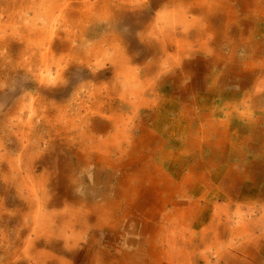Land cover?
<instances>
[{"label":"rangeland","instance_id":"374dc122","mask_svg":"<svg viewBox=\"0 0 264 264\" xmlns=\"http://www.w3.org/2000/svg\"><path fill=\"white\" fill-rule=\"evenodd\" d=\"M183 1L191 2L193 0ZM209 1L211 0H202L200 5L206 7L210 3ZM221 1L220 4H225L231 0H224L222 3ZM244 1L242 3L240 0H234L232 3H229L231 14L233 16L236 15L238 19L241 18V21H243V15H248L249 18L247 17V19L255 18L252 17L254 5H249L248 1L250 0ZM146 3V6L143 4L144 8H141L142 4L140 6L138 4H131L130 2L123 4V8L120 7L123 14L118 15L120 8H115L112 11L116 15L109 17L108 15L106 16V9L108 6H113L115 1L111 3L107 0H74L71 7L67 8L68 13L64 14L63 18L65 20L59 21L62 22L61 24H54V22L58 23V20H54L51 23L53 21V14L49 16V20L46 23L44 15L41 18H37L36 11L43 10L42 0H0V205L3 203L6 209V213L3 214L5 216L2 219L0 217V264H26L27 262V264L59 263V261L51 263L49 262L50 260L47 261L45 258H40L39 253L43 251L50 252L53 255L55 253L56 257L54 256V259H57L59 256H65L75 264H86V262L87 264H96L93 255L101 249L107 248L109 251L112 247H107V245L110 246L113 242H115L113 245H115L114 252L116 254L119 251L123 253L126 251L131 252V250L136 248L139 233H137V229L133 228L135 218H133L132 214H127L125 217L122 213V210H127L128 207L134 210L135 207L139 209V206L142 205L140 200L144 201V199H139V196L135 192L130 196L131 199L129 201H126L124 198H115L120 208V213L114 212L112 215V217L117 216L118 218V222L114 224L116 226H101L95 222L100 215H103V217L105 215L106 218L110 216V203L114 201L105 202L101 200V197L103 194L109 192L112 186L116 185L115 180L117 176L119 177L123 173L117 171L116 168H102L94 164L90 168H86L83 171L78 169L74 173L71 168H75L77 164L74 163L77 161V158L72 159V150L75 143L81 145V140L86 139L88 140V144H91L90 139L92 138H95V141L98 137L106 138L116 131V129H112L114 127L113 123L118 122L120 117L123 120L127 119L130 114L135 115L133 108L128 110V108L124 107L125 102L121 98L123 92H126L137 104L142 102L143 98L148 100V98H155L157 94V101H159L160 97L161 103H163L162 100L169 97L168 93L170 89L167 88V83H165L168 73H161L163 71L161 69L164 68V56L160 48V39L153 32L157 26L161 27L164 24V20L159 19L160 15L167 12L165 18L168 19L169 10L173 12L174 8L170 7L171 5L168 7L160 5L153 10V5L148 8L149 2L146 1ZM246 3L249 6L245 5ZM114 6L117 7V5ZM87 8L88 16L91 18L89 17L88 21L84 22L87 20L84 18ZM183 9H185V6L180 8L181 11ZM59 11V9H55V16H58ZM147 11H151V13ZM198 11L197 14L196 11H189V19L183 18L182 22L180 21L177 24L175 23V26L173 25L174 27H179L177 30L182 34L184 46L181 49L186 50L189 48L185 54L187 57L182 63L185 65L200 63L199 69L196 67L198 71L196 68H193L196 70L194 73L195 78L193 79L192 77L194 76H192L184 85H181V89H184L187 83H189L191 88H188L178 101L180 102L184 97L182 102L189 105H191L189 102L193 96H197L200 99V96L204 95L203 97L205 98L203 100H207L210 95L206 92L211 83L209 80L204 81L202 76L210 75L208 73L212 67L210 61L213 60L214 56L207 52L206 49L214 48L212 37L215 38V32H217L216 27H213L214 23L211 21L214 10H211L212 12L210 13L206 9H199ZM141 13H146V16L148 15L146 21H142L144 25L143 23H136ZM195 18L198 20H195ZM184 20L195 21V24L186 30ZM169 21L171 22V20ZM34 23L36 26L38 25L35 29L32 26ZM78 23L83 24V32H81L79 26H76ZM196 23H200L199 26ZM237 26L236 24L230 26V29L233 30V36L236 34ZM40 27L43 30L38 34L36 29ZM55 27L58 30L52 37L51 33ZM73 28L76 33L72 31ZM203 28H206V31L208 30L209 32L207 31L206 35L198 39L196 33ZM68 30L72 31L71 36H69ZM50 39H52L51 44L53 49L51 55L47 51H44L47 46L49 47ZM37 40H41L39 41L41 45L37 44ZM262 49L263 54H260V57L264 58V44L262 45ZM41 50L42 52H40ZM119 50L121 51L117 55ZM226 50L227 48L224 49V51ZM44 52L45 57L46 55H48L49 59V56L54 57V60H51L52 62H57L56 58H62L64 61L65 72L62 75V80L53 81L49 79L50 77L47 73L48 65L44 63ZM113 52H115L116 56L113 55L111 57ZM170 52H172V49H170ZM238 55L241 61L240 53ZM121 59L129 61V64L135 68L133 71L140 78L136 79L132 84L134 88L143 89L144 93L130 95L128 94L129 91L124 89L120 81H117V66L119 61L122 62ZM179 59L184 60L182 56ZM53 64L51 66L52 77L56 75L57 71L55 63ZM212 68L215 69V67ZM216 68H221L222 70L224 69V64H219ZM177 74L179 73L176 71ZM137 80L141 81L142 85H139ZM192 89L193 92H191ZM222 90L228 91L227 93L224 92L222 96L227 101L232 102L234 98H237L235 91H239L240 88L229 84L228 86H224ZM220 100L217 101L219 105H221ZM248 104L250 105L251 102H248ZM252 104L249 108L246 107L247 112H255L257 116L260 115L261 111L256 108L255 103ZM213 105H211L210 100L209 107H213ZM149 109L143 106L140 115H144ZM228 112H231L229 113L230 115L224 113L218 114L217 120H215L217 134L212 135L214 141L220 137L224 139L223 148L227 149V152L224 153L225 158L219 157V155L212 156L213 152L212 150H208L207 146L199 147L195 150V148H189L192 144L189 147L184 145L187 140L185 132L179 131L182 132L181 135L168 136L171 139L169 141L172 145L170 149L175 151V155L174 158L166 162V165L168 163H176L175 167L179 168L184 174L191 173L189 175L190 181L196 180L197 184H201L202 179L205 177L209 176L210 179L211 176V180L214 181L216 175L221 176V180L216 185L219 193L217 198L215 197L217 201H195L197 207L199 206L198 208L191 207V201H180L182 202L181 204L185 203L186 209L184 210L190 209L185 211L186 214L192 212V216L188 214L186 218L180 219L182 220L180 224L185 221V227L182 225L180 227H183L186 231L183 229L178 234L179 239L173 241L176 242L174 249H170L169 246L162 248L164 253L168 255L170 253L172 255L173 253L175 257H180L178 250L183 246L184 249L190 251V260L188 261L184 255L180 259L185 258L184 262L188 264H196L197 262V264H226L227 262L224 257H227V253L231 252H236L237 260H244L245 250L237 249L240 248L241 243H245L246 245L248 243L247 246L254 249L251 242L255 237H261V242L258 240L260 245L257 254L254 257L253 255L252 257H247L252 259L245 257V260L249 262L248 264H262L264 262V258L262 257L264 255V240H262L264 239V114L263 117L259 118V124H252V126L250 125L249 128H246L243 122L238 121L236 111L229 109L227 110ZM150 113L156 120L160 119L155 107L151 108ZM130 123V126H132L131 121ZM181 124H184V122L182 121ZM254 129H259L262 132L261 137L253 136L255 133ZM244 131L246 133L245 137ZM76 132H79V134ZM219 133L221 135L218 137ZM203 149H205V155L207 154L208 156L204 155L206 162L213 160V158L216 160L217 158L216 161L218 163L215 168L206 171V173H200L201 170L198 168L200 165L197 167V172L189 169L190 161H193L192 156L197 155L198 157L200 151L202 152ZM184 152L188 154L190 161L187 159V156L185 157ZM119 155L120 153L112 157L120 159ZM30 159L32 160L30 161ZM9 162L10 164L11 162L17 164L15 171H10ZM69 162L70 166L67 164ZM136 168H138L137 165L133 170L135 171ZM62 170L66 172L62 173ZM51 171L55 177L57 176L56 181L60 184V187H76L77 194L87 200L86 202L94 208V210H92V207V209L88 210L89 217L86 219L87 221L76 223L75 232L78 235L79 244L74 248L71 247L73 249H67L64 243L65 234L61 237L53 235L52 238H47L43 235L42 238L35 241L33 248L28 251L29 254L35 255L33 260H31L29 254H26L25 250H20V248V253L18 255L14 254L13 259H9L10 252L14 250L18 242L17 235L19 232L22 231L23 236H32L33 234V231L29 232L25 228L26 224H31L34 219L33 211L31 212L30 210L31 202L27 201L28 199L26 198L24 199V196L21 195L20 188L22 186L19 187L18 184L21 183V180L25 176H30L32 172L33 181L39 182L41 180L40 185L46 183L47 190L51 194L53 191L50 189L51 183L49 182H53L54 180L53 176L50 175ZM68 174L71 177L69 176L67 179ZM48 175L53 180L45 179V176ZM65 176L66 178H64ZM135 176L136 174L134 173ZM175 177L177 176L175 175ZM24 184L25 182L22 183V185ZM22 191L25 193V197H27L29 190L25 188ZM21 199L24 201H21ZM34 202V204L38 203L37 201ZM145 202H147V198ZM152 202L160 207L159 209L162 210V214H170L171 212L174 214L175 207L171 204L167 205L166 210L168 211H165L164 206L161 207L163 201ZM148 204L147 202L144 205L150 210L151 204ZM33 207H36V205H33ZM71 207L78 208L79 205L74 201H53L48 202L47 206L45 204V210L49 212L56 210L65 212L72 210ZM85 208L88 209L86 205ZM193 212H196V217H199L201 214L204 216L203 227H208V229L205 228V235L201 231H190L193 230V227L190 225L195 216ZM213 215L216 217H213ZM124 217L126 220L123 219ZM180 217L176 215L177 219ZM83 224L89 226L90 230H85L82 227ZM92 232L94 235L91 234ZM213 235H216V237ZM88 247L91 253L94 254L85 252L86 249L89 252ZM9 248L12 249L10 250ZM217 251H220V253L218 254ZM165 258L161 254V261L169 264V259ZM195 260H197L196 263ZM229 261L230 263L232 262L231 260Z\"/></svg>","mask_w":264,"mask_h":264},{"label":"bare ground","instance_id":"6f19581e","mask_svg":"<svg viewBox=\"0 0 264 264\" xmlns=\"http://www.w3.org/2000/svg\"><path fill=\"white\" fill-rule=\"evenodd\" d=\"M42 1H43V6H42L43 10L41 9L39 11H36L37 18H41L44 15L46 17L45 18V23H46L49 20V16L53 14L52 15L53 21L51 23H53L54 20H58V23L54 22V24L55 23L61 24L62 22H59V21L65 20L63 17H64V14L67 12V8L71 7L72 3H74V0H71V1L70 0H62V1L61 0H42ZM107 1H110L111 3L115 1L114 5H117V7L113 5V6H108L107 9L105 8L106 16L108 15L109 17H112V15H116V14H113V11H112L113 9L115 8L119 9L120 7L123 6V4H127L129 2L134 5L138 4L139 6L140 4H142L141 8H144L147 4L146 3L147 1L149 2L148 8H150L153 5V10L157 6H160V5H164L165 7H168L169 5H171L170 7L174 8L173 12L169 10L168 19L165 18L167 16L166 15L167 12H164L163 14H161L163 16L160 15L159 19L164 20L163 21L164 24L161 27L157 26L155 31L153 30L154 31L153 34L156 33L160 39L159 40L160 48L164 56V64H163L164 68L161 69V71L163 70L161 73L162 74L168 73L167 77L165 78V81H166L165 83H167L166 85H167V88L170 89V92L168 93L169 97H166L164 100H162L163 103H161L160 97H159V101H157L158 99L157 97L158 94H157L155 98H148V100L143 98L142 102L138 104L135 103L130 98V96L127 95L126 92H123L121 94V98H123L125 102L124 107L128 108V110H131L133 108V110L135 111V115L133 116V114L132 115L130 114L127 119H123V120L120 117L118 122L116 121L113 123L114 127H112V129L113 130L116 129V131L113 134L108 135L106 138L98 137L96 141H95V138L94 139L92 138L90 139L91 144H88V140L86 139L81 140L80 142L81 145L76 144V143L74 144L73 150H72L73 152L72 159L77 158L76 162L73 161L74 163H77V164L75 168H71L73 173L78 171V169H81V171H83L86 168H90L93 164L97 166H101L102 168L104 167L112 168V169L116 168L117 171L123 173L122 175L120 174L119 177L117 176V179L115 180L116 185L112 186L111 190L107 192L106 194H103V196L101 197V200L105 202L114 201L110 203L111 205L110 206L111 207L110 216H107L106 218L105 215L104 217L103 215H100V217H98L97 220L95 221L97 222L96 224L101 225V226L107 225L108 227L116 226L114 224L118 222V218L117 216L112 217L114 212L120 213L119 204H117L115 201L116 197L124 198L126 201H129L131 199L130 196H132L135 192V194L139 196V199L141 198L144 199V201L140 200V203L142 205L139 206V209L135 207L133 210L132 208L128 207L127 210H124V211L122 210V213L125 215V217L127 216V214H132L133 218H135V222L133 223L135 225H133V228L137 229V233H139V236H138L139 238L137 239L138 244L137 246H135L136 247L135 249L131 250V252L126 251L125 253L119 251L121 255L119 253L116 254L114 252L115 245H113L115 242H113L112 245L110 246L107 245V247H112L109 251L107 248H105L104 250L102 249L100 250V248L98 247L100 251L94 254V253H91L88 247L89 252L87 251V249L85 250V252L89 254L90 253L94 254L93 256H94V261H96V264H165V262L161 261V254L163 257L165 256L167 260L169 259V264H184V263L188 264L187 262H184L185 258L180 259L181 256L182 257L186 256V259L188 261L190 260V251L184 249L183 246H181V248L178 250L180 257H175L173 253L172 255H170L171 253L168 255L163 252L162 248L169 246L170 249H174V247L176 246L174 244H176V242H173V241H175L176 239H179L178 234L181 233L184 229L183 227H180V226L182 225L185 227V221L184 223L182 222V224H180V222L182 221L180 219L186 218L188 214H191L192 216V212L191 213L188 212L186 214L185 211L190 210V209L184 210L186 209V207L184 206L185 203L181 204L182 202L180 201H191L192 203L191 207H194V208L197 207V203L195 201H206V200L207 201H217L215 197L217 198L219 193H218V190L216 189V185L219 183L218 181L221 180L220 179L221 176L216 175L214 177V181L211 180L212 179L211 176H210V179L208 176L207 178L205 177L202 179L201 181L202 183L200 182L201 184H197L196 180L190 181L189 175L191 173L190 174L182 173L181 170H179V168L177 169L175 167V165H177L176 163H172V164L168 163L166 165V162L169 159L174 158V155H175L174 153L175 151L173 149H170L172 145H171V142L169 141L171 139L168 136H175L177 134L181 135L182 132H185L186 133L185 136L187 140L185 141L184 145H187L189 147L192 144V146L189 148L191 149L195 148V150L199 147L207 146L208 150H212L213 152L212 156L219 155V157L225 158L224 153L227 152V149L223 148L224 147L223 143L225 142L224 139L220 137L218 138L219 140L217 139L214 141L212 138V135L217 134V125L215 123V120H217L218 114L224 113V114L230 115L229 113L231 112L227 113V110L233 109L234 111H236L235 113H236V116L238 117V121L243 122L244 125H246V128H249L250 125L252 126V124L254 125V124L260 123L259 118L263 117V114H264V58L260 57V54L261 55L263 54L262 45L264 44V0L248 1L249 5H252V4L254 5L253 7L254 13L252 17H255V18L247 19L248 15H245V16L243 15V21L240 20L241 19L240 17H239L240 19H238L236 15L233 16V14H231V7L229 3H232L234 0H231V1L229 0L230 2L225 3V4H220V0H211L209 1L210 3H208L206 7H204V5L203 6L200 5L202 0H193V1L190 0L191 2H186L183 0H107ZM223 1L224 0H222L221 3ZM240 1H242V3L245 2L244 0H240ZM143 4H145L144 7H143ZM245 5L249 6L247 3ZM184 6H185V9L181 11L180 8L181 7L183 8ZM217 8H220L223 10H220ZM55 9L60 10L59 11L60 13L58 14V16H55L54 14ZM199 9L200 10L206 9L209 13L212 12L211 10H214V12L212 13V17H211V21L214 23L213 27H216L217 29V32H215V38L212 37V41L214 42V48H211V49L207 48L206 51L209 52L210 54H213L214 58L210 62L212 63V67H215V69L211 67L208 72L210 73V75L202 76V79L204 81L209 80L211 83V85L208 86V89L206 92L210 94L207 100H203L205 98L203 97L204 96L203 94H202L203 96H200V99L197 96H193L189 102L191 103V105H189V104H184L182 102L184 97L182 98L180 102L178 101V99L183 94H185V91H187L188 88H191L189 86V83H187L184 89H181V85H184V83L187 82V80L190 77L194 76L192 78L193 79L195 78L194 73L196 70L193 68L197 67L199 69L200 63L199 62L190 63L188 65H185L182 63L185 61V58L187 57L185 54L187 53V50L189 48H187L186 50L181 49L184 46L183 39L181 37L182 34H180V32H178L177 30L179 27L177 28L174 26L177 23H179L181 20H183V18L189 19L188 17L189 11L191 12L196 11V14H197L199 12L198 11ZM147 12L151 13V11L150 12L147 11ZM120 14H123L121 8L119 9L118 15ZM140 15L141 16L138 17V20L136 21V23L142 24L143 23L142 21H146L148 15L146 16V13H141ZM89 17L90 16H88V8H87V11L84 17L87 20H85L84 22H87ZM169 20H171V22ZM195 20H198V19L195 18ZM183 22L186 23V25L184 26L186 27V30L190 29L195 24V21L192 22V20H189V21L184 20ZM199 24L200 23H196V25L198 26ZM232 24L238 25L237 26L238 29L236 31L235 36L232 35L233 30L230 29L231 28L230 26ZM32 26H34V29H35L38 25L36 26L34 23ZM76 26H79V29H81V32H83V24L78 23V25ZM40 28L36 29V32H38V34H40V31L43 30L42 28L41 29ZM55 28L52 30V33H51L52 37L58 30V28L56 29ZM206 28L208 29V27ZM206 28H203L196 33L198 39L201 36L206 35V32L208 31V30L206 31ZM68 31H69L68 32L69 36H71L72 31L75 32L74 28L72 29V31L70 30ZM52 39H50L51 41H49V47L47 46L46 50H44V51H47L49 55L52 54V50H53L52 44H51ZM39 41L38 43L37 42L36 43L41 45ZM225 48H227L226 51H224ZM170 49H172V52H170ZM120 51L121 50L118 51L117 55H119ZM40 52H42V50ZM238 53H240L241 61L238 58L239 56ZM113 55L116 56L115 52H113L111 57H113ZM181 56L184 59L183 61L179 59V57ZM44 57H45V52H44ZM49 57L50 59L48 58V55H46L44 59L45 65L46 64L48 65L47 73L49 74V77H50L49 79L53 81L54 80L59 81L60 79L62 80V75L65 72V67L63 65L64 61L62 60V58H56L57 62L56 61L52 62L51 60H54L53 59L54 57H51V56ZM127 60H129V58H127ZM177 61L180 62L181 64L178 63ZM53 63H55L56 68H57L56 75L54 77H52L51 75L52 74L51 66L54 65ZM222 63L224 64V69L221 70L222 67L217 69L216 67H218L219 64H222ZM134 69L135 68L129 64V61H125V60H122V62L119 61V64L117 66V70H118L117 81H120L121 85L124 87V89L129 91L128 94L130 95L144 93L143 89L140 90L138 88H134L132 84L134 81H136V79L140 78V76H138L137 73L133 71ZM176 71L179 74L176 75ZM46 78L48 77L46 76ZM137 81L139 85H142L141 81L139 80ZM229 84L231 86L235 85L236 87L240 88L239 91L238 90L235 91L237 98H234L232 102L227 101L222 96L224 92L226 93L228 92V91L222 90V88L224 86H228ZM163 85H164V81H163ZM191 92H193V89L191 90ZM210 100H211V105L214 104L213 107L211 106L209 107ZM218 100H220L221 105L217 103ZM248 102H251V104L249 105ZM252 103H255L256 108H258V110L261 111L260 115L257 116L255 112H252V113L247 112L246 107L249 108V106L253 105ZM143 106H146V108L148 109L150 108V109L146 113H144V115H140V111L143 108ZM153 107H155V109L158 112V115L160 117L159 120H156L150 113L151 108ZM243 108L244 110H242ZM152 119L153 121H151ZM130 121L133 124L132 126H130L131 124ZM182 121L184 122V124H181ZM219 121L221 122V120ZM179 131H182V132H179ZM253 131H255L253 136L261 137L262 132L259 129H254ZM77 134H79V132ZM221 134L219 133L218 137ZM245 135L246 133L244 131V137ZM186 152L188 153V151ZM186 152H184L185 157L187 156V159L190 161V158ZM118 153H120L119 156L121 158L119 157L120 159H114L112 156H115ZM204 155H205V149H203L202 152L200 151L198 155L199 158L197 157V155H193L192 156L193 161L192 160L190 161L191 164H190L189 169L197 172L198 168H200L201 170L200 173L201 172L206 173V171L210 169H214L218 163L216 161L217 158L216 160L213 158V160L206 162L205 161L206 159L204 160ZM236 155L234 156L236 157ZM205 156L208 157L207 154ZM228 156L230 157V155ZM31 160L32 159H30V161ZM67 164L68 166H70V162ZM16 165L17 164L15 163L13 164L11 162L10 164L9 162V167L11 169L10 171L12 172L15 171L17 169ZM136 165L138 166V168H136L134 171L133 168ZM199 165L200 167H198ZM249 165H252V164H249ZM65 172H66L65 170H62V173H65ZM134 173L136 174L135 177H134ZM31 174L32 172L30 173V176L29 175L25 176V178H23V180H21V183L18 185L19 187L22 186L20 189H21V195L24 196V199L26 198L28 199L27 201L31 202L30 210L31 212L33 211L34 219L31 224L27 223L25 228L29 232L33 231V234L32 236H23V234L21 233L22 231L19 232V234L17 235L18 242L15 245V247L13 246L14 250H12V252L14 253L8 251L10 252L9 259L14 257V254L18 255L20 253L19 248L20 250L22 249L25 250L26 254H29L28 251H30L33 248L35 241L42 238L43 235H45V237L47 238H52L53 235L61 237L62 235L65 234L66 235L65 241H64L65 247H67V249H73L79 244L78 235H76V232H75L76 223L77 224L82 223L86 219H88L89 217L88 210L92 207L91 204H88L86 202L87 200H85L83 197L77 194L76 187L74 188L69 187V186L60 187V184H58L56 181L57 176L55 177L52 171L50 175L53 176L54 180L49 178V175L45 176V179L53 180V182L51 181L49 182L51 183L50 189L53 191L51 194L47 190L46 183H43L42 185H40L41 180H39V182L33 181ZM175 175L177 177H175ZM69 176L70 175L68 174L67 179ZM64 178H66V176ZM23 182H25L24 185H22ZM25 188L29 190L27 197H25L24 195L25 193L22 191V189H25ZM146 198H147V202L151 204V206L149 207L150 210H148L146 208L147 206L144 205L145 203H147L145 202ZM21 201H24V200L21 199ZM34 201H37L38 203L34 204L35 203ZM53 201H74L76 204L79 205V207L78 208L71 207L72 210L65 211V212H61V211L59 212L58 210L51 211V212L46 211L45 204L47 206L48 202H53ZM76 201H80V202H76ZM152 201H163V205H161V207L164 206L165 211H168L166 210L167 205L171 204L173 207H175L174 208L175 215L172 214V212L170 214L169 213L162 214L161 213L162 210L159 209L160 207L155 205V203H153ZM33 205H36V207H33ZM85 205L86 207H88V209L85 208ZM217 207L219 208L218 205ZM92 210H94V208ZM5 213H6V209L3 206V203H1L0 205L1 219L2 217L5 216L3 215ZM176 215H179L181 217L177 219ZM125 217L123 219H125ZM213 217H216V216L213 215ZM25 218L23 219L25 220ZM191 223L190 225L193 227V230H190V231H194V232L201 231L205 235L206 229H208V227L207 228L205 226L203 227L204 216H202V214L199 215V217H196V214H195V216L193 217V221H191ZM83 225L82 227H84L85 230L86 229L90 230L89 226L87 225L83 226ZM242 228H245V227H242ZM184 230L186 231V229ZM91 234L94 235L93 232ZM213 236L216 237V235H213ZM260 238L261 237H255L252 240L251 245L254 249L247 246L248 243L247 245L245 243L240 244V248L237 250H245L246 254L244 255V260H241V259L237 260L236 252L227 253V257H224L226 259L225 261L227 262L226 264H248L249 262L245 259L248 256L250 257H252V255L253 257L256 256L258 247L261 242ZM245 241H250V240H245ZM86 245H87V242H86ZM217 252L218 254L220 253V251H217ZM54 256L56 257L55 253L53 255L52 253L46 252V251L39 253L40 258H45L47 261L50 260L49 262L51 263H53L54 261L56 262L59 261V263L57 264H75L65 256H59V257L57 256L58 257L57 259H54ZM86 256H89V255H86ZM29 257L31 258V260H33L35 258V255L29 254ZM247 259H252V258H247ZM229 260H231L232 262L230 263ZM196 261L197 260H195V263ZM43 262H46V261H43Z\"/></svg>","mask_w":264,"mask_h":264},{"label":"crops","instance_id":"0c3cea01","mask_svg":"<svg viewBox=\"0 0 264 264\" xmlns=\"http://www.w3.org/2000/svg\"><path fill=\"white\" fill-rule=\"evenodd\" d=\"M262 257L264 258V255H262ZM263 258H262V259H263ZM263 263H264V262H262V264H263Z\"/></svg>","mask_w":264,"mask_h":264}]
</instances>
